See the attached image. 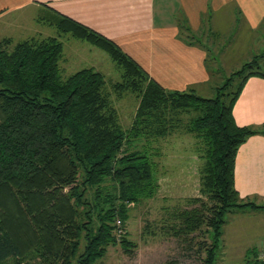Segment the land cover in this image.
Segmentation results:
<instances>
[{"label": "trees", "instance_id": "16d2710c", "mask_svg": "<svg viewBox=\"0 0 264 264\" xmlns=\"http://www.w3.org/2000/svg\"><path fill=\"white\" fill-rule=\"evenodd\" d=\"M59 27L106 53L120 80L107 85L92 68L63 80L57 38L0 40V264H96L110 247L130 253V209L158 190L153 145L176 134L196 140L204 164L193 207L172 211L166 231L216 264L227 216L264 209L234 188L237 151L261 133L232 116L245 82L264 79V51L203 98L165 90L115 43L71 20ZM112 94L137 99L127 129ZM251 258L264 262V250Z\"/></svg>", "mask_w": 264, "mask_h": 264}, {"label": "crops", "instance_id": "0c3cea01", "mask_svg": "<svg viewBox=\"0 0 264 264\" xmlns=\"http://www.w3.org/2000/svg\"><path fill=\"white\" fill-rule=\"evenodd\" d=\"M21 16L27 26L55 27L60 35H68L59 27L65 19L103 36L167 91L192 90L199 95L209 85L213 91L230 45L245 57L236 70L264 51V41L259 49L247 46L255 34L264 37V0H0V40L19 42L3 35V21ZM42 35L34 32L24 40L54 38ZM232 116L238 127H255L261 133L237 151L234 188L241 199L264 206V79L251 77L245 82ZM254 212L264 218V209L243 208L229 215L250 218ZM225 226L223 240L228 236ZM246 232L243 229V235ZM250 244L245 252L264 250V227L256 244Z\"/></svg>", "mask_w": 264, "mask_h": 264}, {"label": "rangeland", "instance_id": "374dc122", "mask_svg": "<svg viewBox=\"0 0 264 264\" xmlns=\"http://www.w3.org/2000/svg\"><path fill=\"white\" fill-rule=\"evenodd\" d=\"M23 18L24 16L14 21L4 20L6 27L3 35L21 41L34 32H41L43 37L59 39L63 44V58L59 63L63 80L85 68H92L101 73L107 85L120 80L119 70L107 54L70 35H60L55 27L45 26L41 29V26L39 28L27 26ZM20 19L22 20L19 24ZM252 39L254 42L247 46H255V49H259L264 37L255 34ZM218 46H220L219 42ZM229 47H233L232 50L228 51L229 53L222 58V61L220 60L222 67L220 75L214 77L215 80L217 79L216 87L221 86L231 72L235 71L245 60V57H240L238 52L233 51L234 45L228 46V49ZM210 88L209 85L206 91L199 93V96L212 98L216 93ZM232 88L234 90L235 85ZM110 99L118 113L121 126L124 129L129 128L136 110L137 99L131 94H125L120 98L112 94ZM153 147L159 152L156 158L158 163L157 193L153 199L131 207L130 218L124 230V233L128 235L127 240L135 247L130 253L123 252L120 247H110L106 257L96 264H165L170 261L176 264H202L201 255H198L196 246L178 242L166 231L169 214L174 210L193 207L188 201L199 194L204 164L202 148L194 138L185 134H176L160 140L154 143ZM252 215L253 217L250 218L227 216L225 229L228 231V236L225 240L222 239L216 264H247L246 254L256 250L245 252L244 249L246 246L251 247L250 242L256 244L264 227L262 214L254 212ZM231 227L236 229L234 228L232 232ZM243 229L247 230L244 235ZM199 241H201V236L196 239V242ZM249 261V264H264L261 260L254 258Z\"/></svg>", "mask_w": 264, "mask_h": 264}, {"label": "built area", "instance_id": "2783aa9c", "mask_svg": "<svg viewBox=\"0 0 264 264\" xmlns=\"http://www.w3.org/2000/svg\"><path fill=\"white\" fill-rule=\"evenodd\" d=\"M117 226H120V223L119 222H117ZM117 232L120 234L121 233V230L119 229V230H117Z\"/></svg>", "mask_w": 264, "mask_h": 264}]
</instances>
